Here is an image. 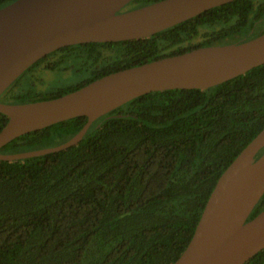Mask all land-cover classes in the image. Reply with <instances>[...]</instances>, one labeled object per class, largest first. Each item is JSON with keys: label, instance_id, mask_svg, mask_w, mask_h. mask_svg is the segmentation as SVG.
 I'll return each instance as SVG.
<instances>
[{"label": "trees", "instance_id": "16d2710c", "mask_svg": "<svg viewBox=\"0 0 264 264\" xmlns=\"http://www.w3.org/2000/svg\"><path fill=\"white\" fill-rule=\"evenodd\" d=\"M16 1L0 0V9ZM159 1L134 0L127 10ZM263 33L264 0H236L149 38L57 50L0 101L55 99L112 73ZM42 71L74 77L41 90ZM8 121L0 113V132ZM87 121L26 134L1 152L59 146ZM263 129L264 65L208 90L141 96L97 120L76 146L0 161V264L175 263L219 178ZM263 211L264 196L249 221ZM246 264H264V250Z\"/></svg>", "mask_w": 264, "mask_h": 264}, {"label": "water", "instance_id": "95a60500", "mask_svg": "<svg viewBox=\"0 0 264 264\" xmlns=\"http://www.w3.org/2000/svg\"><path fill=\"white\" fill-rule=\"evenodd\" d=\"M134 0H18L0 9V97L30 67L65 47L149 38L236 0H162L121 12ZM264 65V33L252 40L160 59L102 77L64 96L27 104L0 102L9 118L0 132V161H19L78 145L103 116L141 96L208 90ZM78 117L83 129L59 146L4 154L26 134ZM264 129L219 178L188 247L173 264H246L264 250Z\"/></svg>", "mask_w": 264, "mask_h": 264}, {"label": "rangeland", "instance_id": "374dc122", "mask_svg": "<svg viewBox=\"0 0 264 264\" xmlns=\"http://www.w3.org/2000/svg\"><path fill=\"white\" fill-rule=\"evenodd\" d=\"M40 82L38 83L39 89L43 90L45 89L49 84L53 83L55 80L63 79L66 82L71 81L72 77H74L72 74H63V73H53L50 71H42L40 74Z\"/></svg>", "mask_w": 264, "mask_h": 264}, {"label": "flooded vegetation", "instance_id": "af4514ba", "mask_svg": "<svg viewBox=\"0 0 264 264\" xmlns=\"http://www.w3.org/2000/svg\"><path fill=\"white\" fill-rule=\"evenodd\" d=\"M127 7L128 6H126L121 12H126V11H130V10H127ZM217 46V45H216ZM48 56V55H47ZM1 102V101H0ZM2 103H6V102H2ZM8 104H12V103H8Z\"/></svg>", "mask_w": 264, "mask_h": 264}]
</instances>
